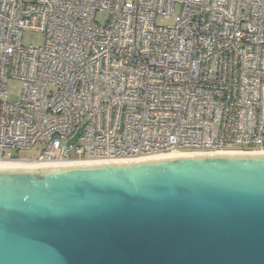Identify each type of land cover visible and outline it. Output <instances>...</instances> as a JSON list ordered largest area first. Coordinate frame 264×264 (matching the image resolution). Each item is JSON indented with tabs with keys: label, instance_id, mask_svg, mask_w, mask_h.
I'll return each mask as SVG.
<instances>
[{
	"label": "built area",
	"instance_id": "2783aa9c",
	"mask_svg": "<svg viewBox=\"0 0 264 264\" xmlns=\"http://www.w3.org/2000/svg\"><path fill=\"white\" fill-rule=\"evenodd\" d=\"M233 151H264V0H0V162Z\"/></svg>",
	"mask_w": 264,
	"mask_h": 264
},
{
	"label": "water",
	"instance_id": "95a60500",
	"mask_svg": "<svg viewBox=\"0 0 264 264\" xmlns=\"http://www.w3.org/2000/svg\"><path fill=\"white\" fill-rule=\"evenodd\" d=\"M0 264H264V151L0 164Z\"/></svg>",
	"mask_w": 264,
	"mask_h": 264
},
{
	"label": "rangeland",
	"instance_id": "374dc122",
	"mask_svg": "<svg viewBox=\"0 0 264 264\" xmlns=\"http://www.w3.org/2000/svg\"><path fill=\"white\" fill-rule=\"evenodd\" d=\"M106 18L107 15L105 13L102 12L99 13L98 19L100 21H105ZM157 22L159 24H169L172 22V20L159 18ZM45 40H46V35L41 32L26 31L24 32L23 35L24 45H30V44L39 45V44H43ZM22 87H23V83L20 80H12L8 84V95L10 99L19 100L22 93ZM41 149H42L41 144L32 147L31 149H23L19 152V156L25 160H39L41 158ZM72 157H75V154H73Z\"/></svg>",
	"mask_w": 264,
	"mask_h": 264
},
{
	"label": "bare ground",
	"instance_id": "6f19581e",
	"mask_svg": "<svg viewBox=\"0 0 264 264\" xmlns=\"http://www.w3.org/2000/svg\"><path fill=\"white\" fill-rule=\"evenodd\" d=\"M236 152H242V151H233V152H229V153H236ZM176 154H192V153H181V152H172L170 154H164V155H157V156H152L149 158H153V157H159V156H165V155H176ZM103 162V161H102ZM0 164H5V165H14V164H40V163H21V162H0Z\"/></svg>",
	"mask_w": 264,
	"mask_h": 264
}]
</instances>
